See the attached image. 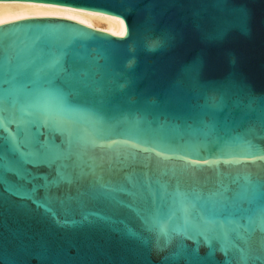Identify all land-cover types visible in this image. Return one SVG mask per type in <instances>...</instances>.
<instances>
[{"label": "water", "instance_id": "obj_1", "mask_svg": "<svg viewBox=\"0 0 264 264\" xmlns=\"http://www.w3.org/2000/svg\"><path fill=\"white\" fill-rule=\"evenodd\" d=\"M0 2V264H264V0Z\"/></svg>", "mask_w": 264, "mask_h": 264}, {"label": "bare ground", "instance_id": "obj_2", "mask_svg": "<svg viewBox=\"0 0 264 264\" xmlns=\"http://www.w3.org/2000/svg\"><path fill=\"white\" fill-rule=\"evenodd\" d=\"M33 4L37 3L0 2V25L31 18H59L75 21L117 37H124L125 28L118 18L80 15L76 12L51 8L38 9L33 7Z\"/></svg>", "mask_w": 264, "mask_h": 264}, {"label": "snow or ice", "instance_id": "obj_3", "mask_svg": "<svg viewBox=\"0 0 264 264\" xmlns=\"http://www.w3.org/2000/svg\"><path fill=\"white\" fill-rule=\"evenodd\" d=\"M32 6L35 7V8H38V9L54 7L53 4H43V3H41V4H33ZM69 19H71V17H69ZM153 46L155 47V46H158V45L154 44ZM45 91H49V90L46 89ZM60 100L61 101L63 100L62 96L60 97ZM11 122L12 121L7 120L4 117H0V127H5L6 128V125L8 123H11ZM136 124L138 125L139 121H136ZM148 131H151V129L149 128ZM140 133H141V130H139L137 128V135L140 136ZM201 135H203L204 138H205V146H207L210 143H215V142H217L220 139L217 136L216 132H215L214 125H212V124H205L204 128L201 129ZM221 142L223 143V141H221ZM232 145H235L237 147H241L243 150H245L249 154L252 153V149L254 147L251 144L250 141H245V140H243L242 138H240L238 136L232 138V140L229 142V144L227 146L231 147ZM28 155L32 156L34 163H37V164L46 163V164L50 165L51 163H54V160H55V158L49 159L47 156H44V155H42V154H40L38 152H29ZM261 223L264 224V217H262ZM160 231H161V234L165 237V246H167V244H169L171 242L172 236L163 227L161 228ZM174 231H176V230H174ZM176 234L177 235H181L182 233H180L179 231H176ZM198 235H202L204 237V241L203 242H204L205 246L209 248V252L207 253V255L209 257L214 256L215 251L217 249L211 247V241H210L209 237L205 233H202V232L198 233ZM197 245L199 246V242H197ZM198 246H197V248L193 249L194 253H198ZM157 248H158V250L160 248L159 242H157ZM219 250L225 251V252L227 251L225 243L221 244ZM181 257L187 258L186 249L183 246L178 247L177 251L175 253H173L170 257H166V259L175 260V259H179Z\"/></svg>", "mask_w": 264, "mask_h": 264}]
</instances>
